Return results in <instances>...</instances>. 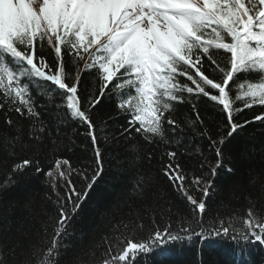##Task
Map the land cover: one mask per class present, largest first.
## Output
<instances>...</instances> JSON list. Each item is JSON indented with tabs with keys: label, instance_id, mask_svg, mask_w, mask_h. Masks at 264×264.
Wrapping results in <instances>:
<instances>
[{
	"label": "snow or ice",
	"instance_id": "6c2138e0",
	"mask_svg": "<svg viewBox=\"0 0 264 264\" xmlns=\"http://www.w3.org/2000/svg\"><path fill=\"white\" fill-rule=\"evenodd\" d=\"M45 44L54 51V64L37 55L38 46L42 49ZM81 50H93L91 62H86L84 70L98 73L100 79L99 95L90 91L83 100L82 94L78 95L81 72L77 61L83 58ZM221 50L229 54L225 66L216 58ZM66 56L71 64L67 71ZM206 72L219 73V80ZM241 74L246 80L255 77V81L234 87ZM179 78H185L191 86L180 83ZM33 90L45 100L44 104L37 103ZM232 91L238 93L234 99L230 97ZM201 96L218 105L226 115V137L212 139L206 127L196 132L195 125L204 124L197 110ZM0 97L6 123L18 125L11 118L12 113L29 121L28 139L37 149L45 139L51 140L54 147L67 139L65 147L71 151L75 141L61 134V128L73 123L86 125L95 163L89 177L85 171L73 168L67 159L55 161L56 175L52 168L44 173L45 182L56 195L59 213L54 220V236L46 245L33 246L22 259L14 251L9 254L0 248V264H60L61 250L67 247L63 242L67 228L103 173L102 149L97 142L92 109L105 98H115L116 108L127 117V127L122 126L120 138L129 140L135 132L146 142H162L168 148L176 145L183 133L181 124L174 119L175 105L191 103L196 119L189 124L198 136L209 141L208 151L215 153L216 161L210 162L197 146L194 154L200 155L204 163L200 165L201 174L192 176L186 187L188 175L179 162L183 153L167 151L169 162L163 165L162 173L185 202L188 214L173 213L170 206H165L171 202L157 197V201L163 202L146 205L141 211L148 214L154 225L156 215H176V229L169 220L164 230L157 227L147 242H134L122 234L112 238V243L105 238L108 251L102 264H137L138 260L143 264L152 253L158 252L163 258L169 253V245L193 240L201 244L207 240L209 245L220 239L264 245V217H257L252 209L242 221L247 231L231 228V224L224 226V221L213 228L212 221L204 220L206 202L215 192L217 177L233 171L223 165L222 146L226 139L246 124L264 123V113L243 123L233 119L244 108L264 106V0H42L38 10L33 0H0ZM58 99L62 102L56 103ZM236 101H242L243 107L234 108ZM38 108L53 109L51 127L42 120ZM102 125L106 126V122ZM53 131L57 134L55 139ZM21 139L18 129L14 142ZM129 151L136 153V144L130 145ZM136 159L139 155L131 157V162ZM62 164L66 167L62 168ZM205 165L208 172H203ZM28 168L36 174L44 172L39 160L24 158L12 164L3 186L14 184L12 174H22ZM73 174L86 181L82 192L69 179ZM57 179L64 182V196L57 190ZM142 181L143 178L137 181L133 191L144 198L146 189ZM190 189L199 192L200 198L189 194ZM133 223L135 219L122 222V226L127 230ZM135 226L143 228L142 223ZM121 244L125 246L121 248Z\"/></svg>",
	"mask_w": 264,
	"mask_h": 264
},
{
	"label": "trees",
	"instance_id": "16d2710c",
	"mask_svg": "<svg viewBox=\"0 0 264 264\" xmlns=\"http://www.w3.org/2000/svg\"><path fill=\"white\" fill-rule=\"evenodd\" d=\"M91 51L93 50L85 53L81 50L80 55L83 58L77 61V67L81 72L78 95L82 94V100L90 91L99 95V74L84 70L86 62H91ZM37 55H42L49 64L55 63L54 51L47 44L42 49L38 46ZM228 55L221 50L216 57L221 66H225L224 61ZM70 68L71 64L66 56L65 70ZM205 74L219 80V73ZM179 79L180 83H189L191 86L185 78ZM252 81H255V77L246 80L241 74L234 87ZM211 91L212 94H217L215 90ZM32 94L38 104L45 103L42 97L36 96L35 90ZM237 94L236 91H232L230 97L234 99ZM61 102L59 99L56 100V103ZM192 102H195V98ZM116 103L115 98H105L92 109V120L98 129L97 142L102 149L103 173L96 180L67 228L68 234L63 241L67 247L61 250L60 264H102L108 251V243H112V238L116 236L122 234L134 242H147L149 235L154 233L157 227L163 231L169 220L172 228L176 229L178 219L176 215L165 213L164 218L156 215L154 225L148 214L141 211L146 205L154 202L170 201L171 204L165 206H170L173 213L188 214L185 202L178 197L162 173L163 165L169 162L166 152L173 150L178 151V155L183 153L179 155V162L188 175L185 181L187 187L192 176L201 174L200 165L204 163L200 155L194 154L197 146L208 156L210 162L216 161L215 153L208 151L209 141L198 136L196 132H202L206 127L212 139H218L221 135L226 137L229 131L226 115L220 107L201 96L197 110L204 124L195 125L196 132L189 124V121L196 119L192 104L186 101L175 105L174 119L181 124L183 133L179 134V140L171 148L165 147L162 142H146L135 132L132 133L131 139L125 140L120 138L119 134L122 126L127 127V117L116 108ZM233 107H243V102L236 101ZM37 111L41 113L42 120L51 127L53 109L38 108ZM262 113L264 106L254 105L251 108H244L241 113L234 115L233 119L240 123L245 120L253 121L256 115ZM11 118L14 122H19L16 127L6 123L5 113L0 110V248L9 254L14 251L16 256L22 259L33 246L46 245L54 236V220L58 219L59 213L56 195L45 182L44 173L54 167L57 159H67L73 168L85 171V174L91 177L95 163L86 125L73 123L71 126L61 128V134L71 136L75 141L70 146L71 151L65 147L68 144L67 139H64L59 147H54L51 140L45 139L37 149L28 139L30 122L15 113L11 114ZM102 122H106V126H103ZM18 129L22 139L16 143L14 138L18 135ZM56 136L53 131V139ZM21 144L25 147L22 148ZM132 144L137 146L136 153L129 151ZM180 144H183V147H177ZM222 153L223 165L231 167L233 171L231 174L217 177L215 192L206 202L208 207L204 220L212 221L213 228L218 227L220 221H224V226L231 224V228L247 231L242 221L247 219L249 209H252L257 217H264V123L254 121L246 124L231 138L226 139ZM135 155H139V159L133 163L131 157ZM24 158L39 160L44 172L36 174L33 168H28L22 174H12L15 183L4 187L12 164ZM208 171L209 168L205 165L203 172ZM140 178H143L142 184L146 189L144 198L133 191ZM69 179L77 191L82 192L85 189L86 181L82 176L73 174ZM56 187L60 195L64 196V182L57 181ZM189 194L200 198V193L194 189H190ZM161 196L163 201H157V197ZM133 213H137L136 218L133 217ZM133 219L135 223L125 230L122 222L128 223ZM139 223L143 224V228L135 226ZM105 238H109L108 243H105ZM124 246L120 245L121 248ZM112 254H115V250ZM137 264L141 262L138 260ZM143 264H264V245L258 242L238 243L231 239H220L213 245H209L207 240L203 244L197 240L190 243H173L169 245L166 257H160L158 252L152 253Z\"/></svg>",
	"mask_w": 264,
	"mask_h": 264
},
{
	"label": "rangeland",
	"instance_id": "374dc122",
	"mask_svg": "<svg viewBox=\"0 0 264 264\" xmlns=\"http://www.w3.org/2000/svg\"><path fill=\"white\" fill-rule=\"evenodd\" d=\"M38 0H33V4L34 3H36ZM39 1H41L42 2V0H39ZM64 167H66V166H62V168H64ZM58 181H61L60 179H57Z\"/></svg>",
	"mask_w": 264,
	"mask_h": 264
},
{
	"label": "bare ground",
	"instance_id": "6f19581e",
	"mask_svg": "<svg viewBox=\"0 0 264 264\" xmlns=\"http://www.w3.org/2000/svg\"><path fill=\"white\" fill-rule=\"evenodd\" d=\"M53 175L55 176L56 175V172H55V169L53 168Z\"/></svg>",
	"mask_w": 264,
	"mask_h": 264
}]
</instances>
